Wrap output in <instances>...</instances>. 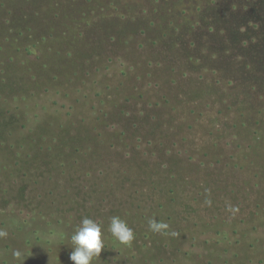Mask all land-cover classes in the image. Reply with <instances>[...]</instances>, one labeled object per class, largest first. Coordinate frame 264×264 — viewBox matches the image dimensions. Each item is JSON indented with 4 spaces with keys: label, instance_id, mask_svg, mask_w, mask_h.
Here are the masks:
<instances>
[{
    "label": "rangeland",
    "instance_id": "rangeland-1",
    "mask_svg": "<svg viewBox=\"0 0 264 264\" xmlns=\"http://www.w3.org/2000/svg\"><path fill=\"white\" fill-rule=\"evenodd\" d=\"M83 217L93 264H264V0H0V264Z\"/></svg>",
    "mask_w": 264,
    "mask_h": 264
},
{
    "label": "clouds",
    "instance_id": "clouds-1",
    "mask_svg": "<svg viewBox=\"0 0 264 264\" xmlns=\"http://www.w3.org/2000/svg\"><path fill=\"white\" fill-rule=\"evenodd\" d=\"M148 226L153 233H161L176 237L177 232L171 231L169 224L156 219H149ZM109 231L120 244L131 246L135 239L133 230L127 222L119 216H113L110 220ZM8 233L0 230V238L6 237ZM102 226L89 217H83L80 224L71 235L72 251L69 259L74 264H93L94 258H99L102 249H105ZM15 258L20 259L22 253L19 250L13 252ZM23 264V262H22Z\"/></svg>",
    "mask_w": 264,
    "mask_h": 264
}]
</instances>
